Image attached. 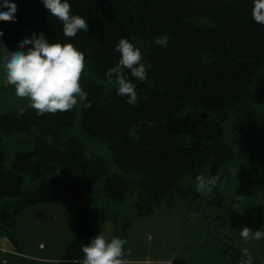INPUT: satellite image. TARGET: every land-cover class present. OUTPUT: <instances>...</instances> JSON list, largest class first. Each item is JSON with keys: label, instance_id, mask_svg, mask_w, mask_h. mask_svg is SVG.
<instances>
[{"label": "trees", "instance_id": "16d2710c", "mask_svg": "<svg viewBox=\"0 0 264 264\" xmlns=\"http://www.w3.org/2000/svg\"><path fill=\"white\" fill-rule=\"evenodd\" d=\"M8 2L18 11L14 22L0 21V45L18 50L33 33L73 43L86 57L81 84L91 101L87 109L77 105L57 114L21 113L24 107L0 114V237L18 250L10 228L20 215L69 198L76 202V234L58 264H80L82 246L96 236L93 221L111 222L115 237L128 243L135 218L199 198L197 175L233 160L227 131L247 145L248 155L264 158V111L257 109L264 106V25L251 15L252 0H68L89 25L75 38L63 35L62 22L42 0ZM162 36L166 47L154 43ZM121 38L140 48L147 62L143 82L124 70L140 97L135 106L105 76L118 61ZM77 124L105 145L115 171L88 153L73 134ZM25 135L33 148L17 151L7 169L5 144ZM246 211L251 223L264 224V204ZM204 246L218 249L228 264H241L242 249L231 237L210 231Z\"/></svg>", "mask_w": 264, "mask_h": 264}, {"label": "rangeland", "instance_id": "374dc122", "mask_svg": "<svg viewBox=\"0 0 264 264\" xmlns=\"http://www.w3.org/2000/svg\"><path fill=\"white\" fill-rule=\"evenodd\" d=\"M7 51L15 50L6 44L1 45L0 57ZM25 104L26 101L15 96L13 89L5 86L3 74L0 71V114L16 111L25 107ZM257 109L264 111V106ZM73 134L84 142L90 155L103 157L110 171H115L116 167L111 155L102 142L86 135L79 124L75 126ZM227 139L234 148L235 157L220 168H209L204 175L209 178L219 173L221 179L216 187L210 192L201 194L197 199L190 197L179 201L172 212L163 211L134 219L125 251L130 264H228L218 249L204 246L210 231L231 237L237 248H247L252 256L259 259L253 264H262L264 239L245 241L239 232L244 226L250 227L253 231H264V224L251 223L246 211L253 205L264 204V158L248 155L247 145L237 141L230 131H227ZM32 148L31 136L13 137L4 146L5 167L11 169L13 157L17 151H29ZM181 183L185 184L186 179H182ZM25 186L29 189L34 187L28 179ZM193 186L196 187V181ZM98 195L101 196V193L98 192ZM240 196H243V199ZM65 202H72L76 207L73 198L66 199ZM63 214L66 221L68 219V225L69 221L71 224V210L69 212L66 207ZM107 226H110V229ZM68 228L71 230V226ZM112 230L113 225L108 222L106 227L98 233L103 232L108 239H111L114 237ZM73 232L74 238V218ZM39 235L33 238L37 239ZM31 238L27 236L25 240L34 244ZM8 241L9 244L14 245L9 239ZM20 246L22 249L19 251L25 253L31 251L28 244L20 243ZM63 251L56 249L54 253L62 255ZM129 252L130 255H128ZM0 264H27V260L12 257L0 251Z\"/></svg>", "mask_w": 264, "mask_h": 264}, {"label": "clouds", "instance_id": "9594fccd", "mask_svg": "<svg viewBox=\"0 0 264 264\" xmlns=\"http://www.w3.org/2000/svg\"><path fill=\"white\" fill-rule=\"evenodd\" d=\"M49 15L62 22L63 35L75 38L81 31L88 32L89 25L85 17L73 14L68 0H42ZM251 15L259 25H264V0H252ZM0 7V21L14 22L18 11L15 3L4 0ZM4 33L0 31V37ZM158 46H167L168 37L154 39ZM2 44V41H0ZM119 53L118 61L105 72L108 83H115L117 94L127 97L129 105H137L140 97L136 85L125 73L137 81L147 79V62L140 48L127 38H121L115 45ZM86 68V57L73 43L51 42L44 33H33L31 38L24 39L19 49L7 51L0 57V71L5 86L14 90L15 96L26 101L21 113L32 109L37 115L57 114L71 111L82 105L84 109L91 107L88 93L83 89L81 81ZM146 99V97H145ZM221 177L218 174L206 178L197 175L196 190L200 194L210 192L217 186ZM243 199V196H240ZM239 235L245 240L264 239V231H253L244 226ZM127 240L120 237L108 239L103 232L94 236L82 246L83 258L80 264H130L126 258L125 245ZM130 255V252L128 253ZM241 264H253V256L249 249H242ZM264 264V261H262Z\"/></svg>", "mask_w": 264, "mask_h": 264}, {"label": "crops", "instance_id": "0c3cea01", "mask_svg": "<svg viewBox=\"0 0 264 264\" xmlns=\"http://www.w3.org/2000/svg\"><path fill=\"white\" fill-rule=\"evenodd\" d=\"M65 201L45 203L27 209L20 215L18 222L10 228L11 233L19 241V244L30 245L31 251L29 253L17 250L15 244H9L10 242L6 237H0V251L12 257L25 259L27 260V264H58L63 254L54 253V250H64L65 246L73 239L72 236L74 234L73 218L75 222V204ZM66 207L69 212L71 210V224L69 221V225L68 219L66 221V217L63 214ZM107 223L93 221L91 229L98 235L99 230L106 227ZM70 226L71 230L68 228ZM107 227L110 229V226ZM113 230L112 233L114 232L115 236L114 225ZM38 234H40L39 238H33ZM27 236L32 237L31 239L34 244H30L25 240ZM70 238L72 239L70 240Z\"/></svg>", "mask_w": 264, "mask_h": 264}]
</instances>
